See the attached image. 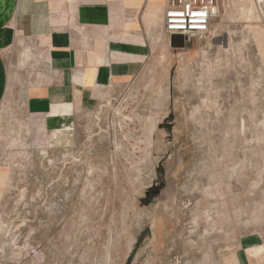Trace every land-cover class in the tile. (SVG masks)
<instances>
[{
  "label": "rangeland",
  "instance_id": "1",
  "mask_svg": "<svg viewBox=\"0 0 264 264\" xmlns=\"http://www.w3.org/2000/svg\"><path fill=\"white\" fill-rule=\"evenodd\" d=\"M162 35L124 87L48 127L9 88L0 264H264V0Z\"/></svg>",
  "mask_w": 264,
  "mask_h": 264
},
{
  "label": "crops",
  "instance_id": "2",
  "mask_svg": "<svg viewBox=\"0 0 264 264\" xmlns=\"http://www.w3.org/2000/svg\"><path fill=\"white\" fill-rule=\"evenodd\" d=\"M165 3L0 0V104L13 85L46 127L71 115L51 114L55 105L72 104V113L96 106L167 41Z\"/></svg>",
  "mask_w": 264,
  "mask_h": 264
},
{
  "label": "built area",
  "instance_id": "3",
  "mask_svg": "<svg viewBox=\"0 0 264 264\" xmlns=\"http://www.w3.org/2000/svg\"><path fill=\"white\" fill-rule=\"evenodd\" d=\"M220 12V0H166L164 33L195 37L207 34Z\"/></svg>",
  "mask_w": 264,
  "mask_h": 264
},
{
  "label": "water",
  "instance_id": "4",
  "mask_svg": "<svg viewBox=\"0 0 264 264\" xmlns=\"http://www.w3.org/2000/svg\"><path fill=\"white\" fill-rule=\"evenodd\" d=\"M182 37H183L182 35L174 34L172 36V42H174L177 38H182Z\"/></svg>",
  "mask_w": 264,
  "mask_h": 264
},
{
  "label": "bare ground",
  "instance_id": "5",
  "mask_svg": "<svg viewBox=\"0 0 264 264\" xmlns=\"http://www.w3.org/2000/svg\"><path fill=\"white\" fill-rule=\"evenodd\" d=\"M262 249H263V246H261L260 249H257V250H256V253H257V251L261 252ZM250 252L253 253V254L255 253V251H254V250L252 251V249H250Z\"/></svg>",
  "mask_w": 264,
  "mask_h": 264
}]
</instances>
